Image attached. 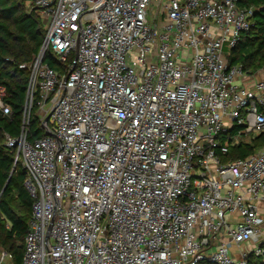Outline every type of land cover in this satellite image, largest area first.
I'll return each mask as SVG.
<instances>
[{
  "label": "built area",
  "instance_id": "obj_1",
  "mask_svg": "<svg viewBox=\"0 0 264 264\" xmlns=\"http://www.w3.org/2000/svg\"><path fill=\"white\" fill-rule=\"evenodd\" d=\"M22 1L46 32L20 66L21 132L5 134L32 198L21 264L263 256L264 147L223 160L264 133V66L228 61L251 11L239 0ZM7 96L0 84L10 117ZM32 116L41 136L30 140Z\"/></svg>",
  "mask_w": 264,
  "mask_h": 264
},
{
  "label": "trees",
  "instance_id": "obj_2",
  "mask_svg": "<svg viewBox=\"0 0 264 264\" xmlns=\"http://www.w3.org/2000/svg\"><path fill=\"white\" fill-rule=\"evenodd\" d=\"M239 6L251 11L252 28L231 50L228 61L256 72L264 66V0H239ZM45 32L38 9L22 0H0V84L7 90L6 102L12 109L10 117L0 113V247L9 253L10 264L22 262L32 198L24 187L26 173L20 163L14 165L16 151L7 147L5 134L16 138L21 132L30 72L20 66L37 56ZM46 61L57 70L61 68L49 55ZM37 126L38 120L32 116L30 140L41 136ZM263 147L264 133L233 146L223 160L246 158ZM251 262L264 264V255L252 257Z\"/></svg>",
  "mask_w": 264,
  "mask_h": 264
},
{
  "label": "water",
  "instance_id": "obj_3",
  "mask_svg": "<svg viewBox=\"0 0 264 264\" xmlns=\"http://www.w3.org/2000/svg\"><path fill=\"white\" fill-rule=\"evenodd\" d=\"M49 117H50V116H48V117L46 118V120H45L46 122L48 121ZM14 170H15V167H14L13 171H14ZM8 183H9V180L7 181V184H8ZM7 184H6V185H7Z\"/></svg>",
  "mask_w": 264,
  "mask_h": 264
},
{
  "label": "rangeland",
  "instance_id": "obj_4",
  "mask_svg": "<svg viewBox=\"0 0 264 264\" xmlns=\"http://www.w3.org/2000/svg\"><path fill=\"white\" fill-rule=\"evenodd\" d=\"M0 249H1V247H0ZM7 261L10 262V258H8Z\"/></svg>",
  "mask_w": 264,
  "mask_h": 264
},
{
  "label": "crops",
  "instance_id": "obj_5",
  "mask_svg": "<svg viewBox=\"0 0 264 264\" xmlns=\"http://www.w3.org/2000/svg\"><path fill=\"white\" fill-rule=\"evenodd\" d=\"M249 247V246H248ZM2 249V248H1ZM9 258H10V256H9ZM9 264H10V262H8Z\"/></svg>",
  "mask_w": 264,
  "mask_h": 264
}]
</instances>
